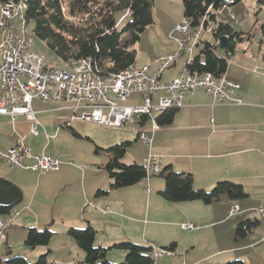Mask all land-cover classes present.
<instances>
[{
	"label": "crops",
	"instance_id": "1",
	"mask_svg": "<svg viewBox=\"0 0 264 264\" xmlns=\"http://www.w3.org/2000/svg\"><path fill=\"white\" fill-rule=\"evenodd\" d=\"M206 34L209 37H205ZM203 39L214 41L211 33H205ZM2 44L3 31L0 30V56ZM177 48V45L174 46L166 54ZM186 61L187 58L181 63L179 59L165 71L162 80L170 81L179 77ZM224 77L240 83L238 94L243 100L242 104L215 101L202 89L188 91L184 97V105L178 108L170 125L153 129V121L147 118L144 124L140 123L143 119L132 123L145 130L151 144L140 139L139 130L131 127L123 129L137 132L135 140H126L133 142L128 149L136 148L129 159L125 158L127 149L123 162L143 165L148 154L161 155L162 171L171 168L176 172L192 174L195 188L210 191L220 181H231L243 185L248 193L247 198L232 200L224 194L219 201L211 204L200 200L170 202L160 194L165 186L160 175L150 176L147 182L141 181L114 189L113 180L104 168L109 157L104 152H97L96 147L106 149L117 143H98L93 140L92 133L85 134L94 141L95 157H84L78 164L71 159L74 153L65 151V143H25L27 135L32 132L24 117L13 123L9 117L0 116V150L8 151L21 138L33 153H47L62 160L59 169L39 174L30 169L11 168L0 158V178L11 180L23 191V200L15 208L19 214L10 228L20 227L16 230H21V236L26 240L31 227L41 229L40 226L44 225V228H51L52 225L60 224L69 231L72 227L86 228L91 225L97 230L95 245L109 248L107 257L115 263H120L126 256L125 251L112 248L115 243L122 241L151 245L154 247L156 263L159 259L162 264H174L175 260L181 259V264H211L210 261L214 258H218L216 264H224L230 259H243L238 252L248 248L254 249L255 254L259 253L256 246L264 242V233L258 240L251 238L256 230L237 240L236 229L241 221L252 218V212H257V208L264 206V46L259 44L256 53L252 46L244 48L241 44L238 45L236 54L228 62ZM141 99L139 94L134 103H140ZM33 108L42 118L38 135H45L48 142L51 137L43 127L44 119L60 122L62 127L69 128L77 136H82L83 133L75 123L99 126L80 120H72L68 125L70 117L67 114L73 112L79 116L78 111H84V107L74 101H45L35 98ZM160 115L157 114V118ZM51 129L56 135L65 132L59 126H52ZM138 141L142 143H137ZM26 162L30 164L34 160L27 158ZM73 186L77 187L78 194L59 206L57 198L61 197L65 189ZM99 190L107 193L97 196ZM231 204L239 205L240 209L228 216ZM258 212L261 216L255 217L260 219L261 225L264 222V212ZM6 218L7 216L0 215V220ZM187 222H193L199 230H186L191 233L197 231L195 236H189L185 242L186 257L194 252L199 237L207 231L211 243L207 255L192 262L185 261L184 254H178L181 246L178 232L161 229L164 224L181 228V223ZM15 232V229H7L6 232V242L11 249L13 246L8 241ZM68 242L72 245L70 254L78 259L75 264L83 261L84 251L72 239ZM173 242L177 243L174 249L166 250L165 247ZM161 250L171 251V254L156 255ZM52 251L51 243L35 249L25 243L22 255L32 263L39 255H49ZM229 253L233 255H226ZM262 254L264 255L263 252ZM260 256L261 254L258 257Z\"/></svg>",
	"mask_w": 264,
	"mask_h": 264
},
{
	"label": "trees",
	"instance_id": "2",
	"mask_svg": "<svg viewBox=\"0 0 264 264\" xmlns=\"http://www.w3.org/2000/svg\"><path fill=\"white\" fill-rule=\"evenodd\" d=\"M10 0H0L5 4ZM18 1V0H16ZM26 15L30 23H34V32L51 50L66 64L81 59H90L97 72L101 75L120 73L134 66L137 62V51L134 45L140 40L141 34L153 23L154 0H25ZM242 0H234L240 2ZM231 0H183L184 18L192 28H197L202 20L214 25L212 36L214 41L201 39L199 53L187 67L192 72L212 73L223 77L227 71L229 60L234 57L237 47L244 42H252V32L237 29L231 22L218 21L216 12L232 4ZM260 12L264 11V0H259ZM127 13L130 20L119 30L118 22ZM75 18L79 20L75 21ZM263 36L260 44L264 46V18L260 23ZM226 36L227 42L221 48V37ZM220 49L224 54L218 55ZM178 108L169 109L157 118L158 126L170 125ZM144 118L140 121L145 122ZM132 141H122L106 149L96 147L97 152H104L109 157L104 168L113 180L112 188H122L143 181L146 172L141 164H126L123 158ZM165 181L160 194L170 202L203 201L211 204L220 200L226 194L232 200L248 197L241 184L231 181H220L215 187L206 191L194 186V178L190 173L176 172L166 168L160 174ZM107 191L99 190L97 196ZM23 200L22 189L7 178H0V215L10 216ZM260 225L258 217L241 221L236 229L237 240L252 234ZM69 234L76 244L84 251L85 259L76 264H155L154 247L132 241L115 243L112 248L126 253L123 262L115 263L108 259L107 247L96 246L97 230L89 225L86 228L72 227ZM54 231L47 226L44 229L31 227L25 243L35 249L48 246ZM7 241V238H6ZM7 243V242H6ZM176 242L165 247L173 250ZM171 252V251H170ZM2 262V257H0ZM5 264H62L49 262L48 254H42L31 263L24 256L12 254L7 243ZM224 264H246L242 259L230 260Z\"/></svg>",
	"mask_w": 264,
	"mask_h": 264
},
{
	"label": "built area",
	"instance_id": "3",
	"mask_svg": "<svg viewBox=\"0 0 264 264\" xmlns=\"http://www.w3.org/2000/svg\"><path fill=\"white\" fill-rule=\"evenodd\" d=\"M20 3L10 0L0 5V29L3 31V44L0 56V116H6L13 123L24 117L30 124V131L38 135L42 122L39 113L33 108L35 98L45 101L70 100L84 107L81 116H72V120L107 128L130 129V124L147 118L153 121V129H158L157 114L184 105L186 92L202 89L215 101L242 104L238 94L240 83L212 73L192 72L187 65L193 57L187 59L181 75L170 81H163L166 70L174 65L186 53H193L201 46L205 33H212L214 25L204 20L199 24V32H192L188 20L176 25L177 31L184 35L179 47L157 59L158 68L152 72V65L137 67V74L121 76V79L98 80L88 77L85 68H79V74L65 75L58 65H49L38 52L33 50V41L25 36L26 26L22 25ZM76 66V65H73ZM78 67V66H77ZM139 93L140 103H128L130 97ZM157 100V102L155 101ZM140 139L151 144L144 129L139 130ZM0 158L11 168L30 169L39 174L57 170L62 164L60 158L47 153L35 154L30 146L20 138L8 151L0 150ZM31 158L33 163H27ZM163 157L148 154L143 167L147 182L152 175H160V163ZM238 210L230 206L228 216ZM261 213L264 212L260 208ZM18 211L5 220H0V235L6 239V230L13 226ZM185 230L198 228L193 222L183 223ZM171 254L161 250L156 255Z\"/></svg>",
	"mask_w": 264,
	"mask_h": 264
},
{
	"label": "rangeland",
	"instance_id": "4",
	"mask_svg": "<svg viewBox=\"0 0 264 264\" xmlns=\"http://www.w3.org/2000/svg\"><path fill=\"white\" fill-rule=\"evenodd\" d=\"M231 2H234V0H231ZM260 9L261 6L259 4V0H242L240 2H234L232 4L225 6L224 9H222L219 12H216V15L218 21H229L239 30L243 29L245 31L252 32V34H254L253 41L241 43V47L247 48L249 46H252V48H254V50L257 53V51L259 50L260 39L263 38L260 32V23L263 21L264 11L260 12ZM152 11H153L154 21L141 34L140 40L137 41V43L134 45V48L137 51V62L135 65L137 66L152 65L151 71L154 72L158 68L157 59L163 56L164 54H166L168 51L172 50L174 46L177 45L179 47V41H181L184 38V35L181 32L177 31L176 29V25L182 23L184 20L183 0H154ZM74 20L77 21L79 20V18H75ZM129 20L130 17L127 15V13H125L118 22V29L121 30ZM34 27L35 24L33 22L28 25V31L32 36L34 43L33 50L38 52L40 55L44 57L46 64L58 65L61 68L70 69L69 65H66L43 40H41L36 36L34 32ZM205 37H209V34L208 35L206 34ZM217 52L218 55L220 56H223L224 54L220 49H218ZM198 53H199L198 49H195L192 54L186 53L179 58L180 62L182 63L183 60H186V58L188 59L190 57H194V55H197ZM138 96L139 93L133 94L127 102L128 103L136 102ZM82 113L83 110L78 111L79 116H81ZM67 115L69 117L74 116L73 112ZM75 125L76 127H78L79 130L82 131L83 133L82 136H77L73 134L69 128L62 127L60 122H54V120L51 119H44L43 127L46 130V134L48 133L49 136L51 137L49 142L48 139L45 137V135L42 134L34 135L32 133H29V135H27L26 140L24 142L25 143H65V151L66 152L70 151L74 153V156H71V159L76 161L78 164H80L81 160L84 157H87L89 155L94 156L93 140H96V142L98 143H104L108 145L110 143H120L122 141L130 140L127 138H132V140H135L137 137V132H132L130 130H123L118 128L112 130L102 126H92V125L80 124V123H75ZM52 126L54 127L59 126V128L65 132L64 133L60 132L59 135H56L53 133L51 129ZM130 127L135 130H140L139 126L135 124H130ZM89 133H92L93 140L86 137L85 134H89ZM137 143H142V142L138 141ZM135 148L134 147L129 148L127 152V156L125 158L129 159L134 151L133 149ZM77 194H78V189L75 186L69 188L68 190L65 189L62 195H60L61 197L57 198L59 199L58 205L60 206L63 202H66L68 199H72V197H74V195ZM92 205L94 206V204ZM262 208L264 209V206ZM259 209L260 207L256 209L257 212H252V216H253L252 218H255L256 215H258L259 217L261 216L260 214H258ZM40 227L42 229L44 228V225H41ZM181 228L172 227L164 224L161 229L164 230L172 229L176 233L178 232L177 237L181 242V246L179 248L178 254L179 255L184 254L186 257L185 242L186 240H188L189 236H192L193 234L195 236L197 234V231L196 233H191ZM202 228L203 227L201 224V229ZM13 229H15V231L17 232L13 233L8 241L14 248V249L12 248V254L18 256H24L22 254H24L25 240H23V237L21 236V230H16V229H20V227L16 226L13 228H9L8 231ZM51 229L55 233L50 242L53 251L48 255L49 262H54V260H58L55 262H59L62 264H75V262L78 259L75 255L72 256L70 254V246L72 245L68 242L69 239H72V241H74L76 245V241L73 238V236L69 234L68 229H66L64 226L60 224L52 225ZM208 233L209 232L207 231L204 235L199 237L194 252L188 254V256L185 258V261L192 262L194 259L199 260L207 255V251L210 249L209 245H211L209 241L210 238L208 237L209 236ZM263 233H264V222L257 227L255 233L253 234V236H251V238L253 240H258L259 238H262ZM256 248L259 249V253L257 254L253 252L254 249L250 250L249 248L241 252H238V254H241V256L244 257V258L242 257L243 258L242 260H244L246 264H264V255L262 254V252L264 253V242L259 243V245H257ZM6 252H7L6 239L5 238L3 239L0 235V257H2V262H0V264H5L4 259ZM260 254L261 256L258 257ZM226 255L232 256L233 253H229ZM39 257L34 262H36L39 259ZM217 259L218 258L211 259L213 261H210V263L216 264V262H218L216 261ZM27 260L29 261V259ZM230 260H234V259H230ZM159 261L160 260L158 259V262L156 264H162L159 263ZM119 262H123V261H119ZM182 262H183L182 259L180 261L175 260L174 264H181Z\"/></svg>",
	"mask_w": 264,
	"mask_h": 264
},
{
	"label": "bare ground",
	"instance_id": "5",
	"mask_svg": "<svg viewBox=\"0 0 264 264\" xmlns=\"http://www.w3.org/2000/svg\"><path fill=\"white\" fill-rule=\"evenodd\" d=\"M22 1L20 3V10H21V21L22 25L26 26L25 29V36L27 39H31L33 41L32 36L30 35L28 31V25L29 22L27 20V15H26V9H27V3L25 0H18ZM0 5H6L5 4H0ZM188 25H190L188 21ZM192 32H199V26L197 28H192ZM34 45V43H33ZM76 65V66H73ZM70 69H64L61 68V73L65 75H73V74H79V68H85L86 67V72L88 73V77L92 79H98V80H107V79H121V76H126V75H132V74H137V65L131 66L127 68L126 70L117 73V74H112V75H101L99 72H97L92 64V61L90 59H81V60H75L71 62L69 65ZM78 66V67H77ZM160 170H162V162L160 163ZM232 206L236 207V210H239L240 207L237 204H233Z\"/></svg>",
	"mask_w": 264,
	"mask_h": 264
},
{
	"label": "water",
	"instance_id": "6",
	"mask_svg": "<svg viewBox=\"0 0 264 264\" xmlns=\"http://www.w3.org/2000/svg\"><path fill=\"white\" fill-rule=\"evenodd\" d=\"M226 42H227V37L226 36L221 37V44H220V46H221L222 49L225 48Z\"/></svg>",
	"mask_w": 264,
	"mask_h": 264
}]
</instances>
